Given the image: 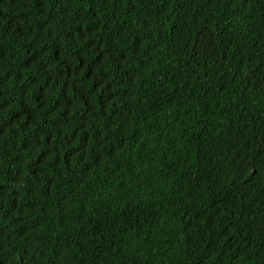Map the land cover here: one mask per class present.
I'll return each instance as SVG.
<instances>
[{
	"label": "trees",
	"instance_id": "1",
	"mask_svg": "<svg viewBox=\"0 0 264 264\" xmlns=\"http://www.w3.org/2000/svg\"><path fill=\"white\" fill-rule=\"evenodd\" d=\"M0 264H264V0H0Z\"/></svg>",
	"mask_w": 264,
	"mask_h": 264
},
{
	"label": "bare ground",
	"instance_id": "2",
	"mask_svg": "<svg viewBox=\"0 0 264 264\" xmlns=\"http://www.w3.org/2000/svg\"><path fill=\"white\" fill-rule=\"evenodd\" d=\"M61 255V254H60Z\"/></svg>",
	"mask_w": 264,
	"mask_h": 264
}]
</instances>
